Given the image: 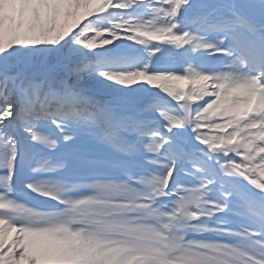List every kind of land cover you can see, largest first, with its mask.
Returning a JSON list of instances; mask_svg holds the SVG:
<instances>
[{"label": "snow or ice", "instance_id": "1", "mask_svg": "<svg viewBox=\"0 0 264 264\" xmlns=\"http://www.w3.org/2000/svg\"><path fill=\"white\" fill-rule=\"evenodd\" d=\"M0 264H264V0H0Z\"/></svg>", "mask_w": 264, "mask_h": 264}]
</instances>
